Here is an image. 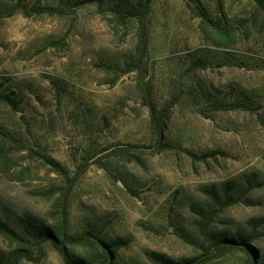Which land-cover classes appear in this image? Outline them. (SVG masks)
I'll return each mask as SVG.
<instances>
[{"label": "rangeland", "instance_id": "rangeland-1", "mask_svg": "<svg viewBox=\"0 0 264 264\" xmlns=\"http://www.w3.org/2000/svg\"><path fill=\"white\" fill-rule=\"evenodd\" d=\"M76 1L0 0V83L22 98L18 109L0 102V125L70 172L108 144L148 143L151 134L133 69L136 22L114 24L110 11ZM202 1L216 13L215 0ZM225 5L235 22L252 19L250 32L228 48L203 40L185 0H156L150 17L148 80L160 104L176 98L165 139L213 155L194 160L179 149L131 153L132 159L112 155L74 187L72 229L128 241L115 264H151L150 250L173 258L201 252L200 212L217 208L210 231L252 235L251 243L264 251V7L256 0ZM49 6L60 11H40ZM220 101L241 107L218 108ZM14 156L35 173L18 181L0 172V216L14 226L25 213L48 219L52 201L32 192L62 176L25 150ZM211 187L218 202L204 191ZM229 200L237 202L222 207ZM11 247L0 237V253ZM245 261V253L233 251L210 264ZM20 264L65 262L46 244L40 262Z\"/></svg>", "mask_w": 264, "mask_h": 264}, {"label": "trees", "instance_id": "trees-1", "mask_svg": "<svg viewBox=\"0 0 264 264\" xmlns=\"http://www.w3.org/2000/svg\"><path fill=\"white\" fill-rule=\"evenodd\" d=\"M124 1L77 0L74 4H96L100 12L110 11L111 16L108 20L117 25H125L130 20L136 22V59L133 69L135 68L137 73V83L143 103L149 112L150 141L148 143L118 141L108 144L89 156H83L76 170L70 172L68 167L59 160L45 154L44 151L30 147L20 136L0 125L1 173L11 180L24 181L31 178L35 173L34 169L20 164L14 156L15 151L25 150L30 157L42 158L51 164L53 169L62 176L59 183L32 192L36 196L52 201L48 219L25 213L19 217L17 226H14L0 216V237L12 246L5 254L0 253V264H20L24 259L40 262L46 244H52L65 264H115L117 251L128 244L127 240L107 241L94 231L77 232L72 229L70 216L72 192L82 176L93 165L102 166L104 159L117 154H125L129 156L128 159H132L131 153L160 154L168 150L179 149L194 160H205L213 155L212 152L199 155L188 148L175 146L166 141L165 133L176 98L160 104L156 99L153 85L148 80L152 36L150 17L156 0H138L132 8L126 7ZM256 1L264 7V0ZM215 2L216 13L214 14L202 0H185L187 7L198 18L197 28L203 40L214 46L228 48L239 37L250 32L249 23L252 19L244 18L237 23L228 14L225 0H215ZM20 7L22 6L19 4L17 8ZM40 11L58 12L60 10L49 6L40 8ZM0 102L8 104L12 109H18L22 98L18 97L14 90H4L0 83ZM216 103V107L223 109L241 107L239 102L220 101ZM130 191L137 195L135 190L130 189ZM204 191L214 202L219 201L218 192L214 188H204ZM235 202L237 200H229L222 207ZM220 209L200 212L201 233L206 241L201 252L187 257L173 258L163 252L150 250L145 252L147 260L151 264H210L233 251H241L246 255L244 264H264V251L251 243L252 235L209 230L208 227Z\"/></svg>", "mask_w": 264, "mask_h": 264}]
</instances>
